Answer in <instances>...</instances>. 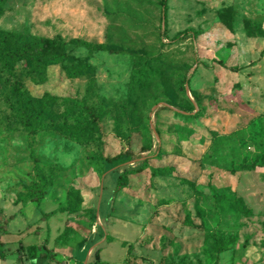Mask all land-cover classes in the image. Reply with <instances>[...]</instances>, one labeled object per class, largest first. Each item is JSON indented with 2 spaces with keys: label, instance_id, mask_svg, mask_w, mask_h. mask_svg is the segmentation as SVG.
<instances>
[{
  "label": "rangeland",
  "instance_id": "374dc122",
  "mask_svg": "<svg viewBox=\"0 0 264 264\" xmlns=\"http://www.w3.org/2000/svg\"><path fill=\"white\" fill-rule=\"evenodd\" d=\"M0 31L62 37L83 72L0 73V264H264V0H0ZM16 80L61 98L30 128ZM66 98L101 131L75 140L91 119Z\"/></svg>",
  "mask_w": 264,
  "mask_h": 264
},
{
  "label": "trees",
  "instance_id": "16d2710c",
  "mask_svg": "<svg viewBox=\"0 0 264 264\" xmlns=\"http://www.w3.org/2000/svg\"><path fill=\"white\" fill-rule=\"evenodd\" d=\"M73 44L79 46H88L89 44L81 39H74ZM67 42L62 37L46 38L40 36H23L13 32L0 31V73H7L10 78H16L15 67L18 64H23L27 71L31 75H35L39 78L38 82H46L48 69L51 66H60V69L69 78H78L83 75L81 68L82 61L75 56H71L66 51ZM69 62H74V70L67 68ZM220 63V62H219ZM242 69V68H241ZM238 70V69H234ZM11 97L20 109H17V117L20 123L30 128V120L27 112L30 107L42 104L48 100H59L60 97L45 93L42 98L33 97L25 88L24 83L16 80L14 83H10ZM64 101L72 102L74 106L81 108L82 111L91 119L89 123L79 127L78 129L72 128L73 138L77 141H84L90 134L94 132H100V125L96 115L83 100L78 99H64ZM88 129V130H87ZM134 154L131 150H127L120 153L114 158L106 159L105 165L107 171H118L119 168L134 161ZM147 169L153 170L154 168L150 164V158H145L141 164L129 169L125 172L118 174L117 190L125 185V176L133 175L143 172ZM35 198H42L43 187L38 185L33 190ZM7 221L4 224L0 222V227L3 232L6 233ZM230 243L224 240L222 237L215 238V247L218 255L228 249ZM3 242L0 239V259H4L5 255L2 251ZM19 260H22L21 255H18ZM96 264L100 263L99 254L96 255Z\"/></svg>",
  "mask_w": 264,
  "mask_h": 264
},
{
  "label": "crops",
  "instance_id": "0c3cea01",
  "mask_svg": "<svg viewBox=\"0 0 264 264\" xmlns=\"http://www.w3.org/2000/svg\"><path fill=\"white\" fill-rule=\"evenodd\" d=\"M29 262V261H28ZM27 261H25V263L24 264H27L28 263Z\"/></svg>",
  "mask_w": 264,
  "mask_h": 264
}]
</instances>
